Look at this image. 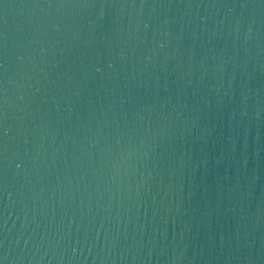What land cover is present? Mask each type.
<instances>
[{
  "label": "water",
  "instance_id": "95a60500",
  "mask_svg": "<svg viewBox=\"0 0 264 264\" xmlns=\"http://www.w3.org/2000/svg\"><path fill=\"white\" fill-rule=\"evenodd\" d=\"M2 264H264V0H0Z\"/></svg>",
  "mask_w": 264,
  "mask_h": 264
},
{
  "label": "snow or ice",
  "instance_id": "6c2138e0",
  "mask_svg": "<svg viewBox=\"0 0 264 264\" xmlns=\"http://www.w3.org/2000/svg\"><path fill=\"white\" fill-rule=\"evenodd\" d=\"M0 264H2V262H0Z\"/></svg>",
  "mask_w": 264,
  "mask_h": 264
}]
</instances>
